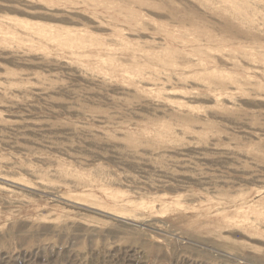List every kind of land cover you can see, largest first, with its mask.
Returning <instances> with one entry per match:
<instances>
[{"label":"rangeland","instance_id":"1","mask_svg":"<svg viewBox=\"0 0 264 264\" xmlns=\"http://www.w3.org/2000/svg\"><path fill=\"white\" fill-rule=\"evenodd\" d=\"M0 176V264H264V0H0Z\"/></svg>","mask_w":264,"mask_h":264},{"label":"bare ground","instance_id":"2","mask_svg":"<svg viewBox=\"0 0 264 264\" xmlns=\"http://www.w3.org/2000/svg\"><path fill=\"white\" fill-rule=\"evenodd\" d=\"M0 179L5 180V181L7 180L8 182H12V183H15V184L23 185V186H25V187H27V188H32V186L27 185V184H25V183H22V182H20V181L14 180V179H12V178H6V177H3V176H0ZM79 203H81V202H79ZM97 210H99L100 212H103V213L110 214V216L118 217V218L121 219V220H127V219H128V218H126V217L124 216V214L119 213V212H114V211H112V210L100 209V208H97ZM130 217H131V216H130ZM132 217H133L134 219H137L136 216H132ZM134 219H133V220H134Z\"/></svg>","mask_w":264,"mask_h":264}]
</instances>
